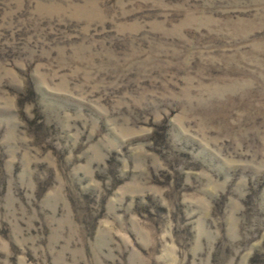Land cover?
Here are the masks:
<instances>
[{"label": "rangeland", "instance_id": "374dc122", "mask_svg": "<svg viewBox=\"0 0 264 264\" xmlns=\"http://www.w3.org/2000/svg\"><path fill=\"white\" fill-rule=\"evenodd\" d=\"M0 264H264V0H0Z\"/></svg>", "mask_w": 264, "mask_h": 264}]
</instances>
